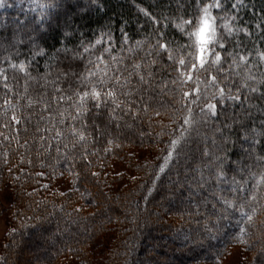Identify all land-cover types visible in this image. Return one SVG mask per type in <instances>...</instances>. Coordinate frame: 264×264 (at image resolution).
Listing matches in <instances>:
<instances>
[{"label": "trees", "instance_id": "1", "mask_svg": "<svg viewBox=\"0 0 264 264\" xmlns=\"http://www.w3.org/2000/svg\"><path fill=\"white\" fill-rule=\"evenodd\" d=\"M95 1L78 14L63 4V17L55 14L62 6L42 15L37 9L46 0L0 4V192L11 188L15 196L9 209L0 203V215L10 212L12 219L0 264H223L234 249L242 264H264V184L256 187L264 175V136L246 157L241 145H251L231 123L239 114L247 129L264 130V0H221L222 9L212 10L224 17L217 20L218 34L237 61L222 55L220 66L230 75L220 86L248 84L257 91L242 88L244 103H218L216 119L201 124L155 180L183 105L196 113L191 100L203 102L204 90H214L211 76L223 81L216 65L193 71L183 83L174 70L179 58L187 63L191 43L176 24L195 22L211 0ZM158 39L170 45L167 53ZM94 87L102 97L111 89L116 103L109 98L96 108L90 97L82 103L80 96ZM225 123L232 132H225L224 170L246 182L248 191L239 196L251 222L219 199L237 198L230 185L197 179V169L207 176L204 165L215 164L203 155L205 145L218 152L206 138L220 142L215 128ZM140 152L147 159L140 161ZM239 158L255 176L235 171L231 162ZM115 164L128 174H115Z\"/></svg>", "mask_w": 264, "mask_h": 264}, {"label": "snow or ice", "instance_id": "2", "mask_svg": "<svg viewBox=\"0 0 264 264\" xmlns=\"http://www.w3.org/2000/svg\"><path fill=\"white\" fill-rule=\"evenodd\" d=\"M3 3V0H0V4ZM63 5V0H46L43 4V8H56ZM212 9H222L221 0H211L210 3H205L203 7L200 9V14L196 18L195 22L193 20H182L181 23L176 24V28L180 29V31L191 41L189 45L185 47V53L188 57V61L181 57L178 60V67L174 70L178 73V78L181 79L183 83V78L186 77L187 80H192V72L197 70H206V65L211 67L212 65H216L217 72L224 73L223 81H218L216 75L211 76V81L213 82V89L209 90L205 89L204 94H201V89L197 86L194 91L197 94H201L203 97V102L200 99H192L191 104L196 105L198 111L196 113L193 112L192 107H185V113L181 117V121L179 124V131L178 134L174 133V138L169 141L168 147L166 149V154L161 157L162 163L158 165V170L154 174V180L159 178V174L165 173L166 168H168L174 159H178L181 151L182 146L186 145L188 141L191 139L193 133L199 134V128L201 124L207 123L210 119H216L217 107L218 103L223 104L227 101H234L244 103L248 100L246 96L244 101L241 99V89L246 88L250 92H256V88H252L248 84L243 85H233L232 87H228L226 91L227 85L220 86L221 83L224 81L229 80L230 72L226 71L223 67L220 66L222 61V55L226 54L229 57H232L231 64L235 65L237 63L235 56L232 52H226L225 44H224V36L223 34H218V25L217 20H223L224 17H217L213 15ZM44 15V13H42ZM227 27V25H225ZM35 31V29H33ZM229 33H231V27L228 28ZM157 36H162V33H157ZM31 39V37H29ZM157 47L158 49H162L165 53H167L170 45L168 43H161L160 40H157ZM190 49V51H188ZM219 49V50H218ZM87 51V49H85ZM159 54V53H158ZM264 56V53H261ZM168 60H173L172 55L167 56ZM240 61H246V56H239ZM227 62V61H225ZM155 63V61H152ZM23 67V64L20 65ZM138 67V66H137ZM255 79V77H251ZM143 79V77H140ZM172 83H176L175 80ZM4 87L7 88L8 84H4ZM192 95L191 92H183L182 97H190ZM264 95V94H262ZM85 97H90L96 108H99L101 104H107L109 102V98H112L111 102L116 103L115 97L116 93L113 92L111 89L107 90L102 97L101 91L96 90L94 87L91 93L85 91L82 96H80V101L83 103ZM7 103V101H5ZM119 105H117L118 107ZM77 112H81V108L78 107ZM83 111L86 113L87 108L85 107ZM159 113H157L158 115ZM249 113L246 111L244 116H248ZM12 119H16L15 116ZM62 122V121H61ZM231 123L236 124L239 128V139L247 141L250 143L251 147L249 149H244L243 144L241 145L242 150L245 153L246 157H252L254 149L256 147V137L257 136H264V130L260 133H256L255 129H247L243 122L239 118V114H237L236 118H234ZM264 129V126H262ZM231 133L232 128L229 126L228 123H225L223 127H216L215 132L219 134L220 142H217L215 138H206L211 141L214 149L217 151H213L209 153L207 145L203 149V155L209 156L214 162L213 164H206L204 168H206L210 175H204V169H197L200 172V175L197 177L198 181L203 184L210 180L215 179L217 181V187L220 186L221 183H225L230 185V191L233 194L237 195L236 199H229L224 196H220L219 199L223 201L225 205L231 206L233 208L238 207L239 211L241 212L242 216H246L247 220L251 222L252 216L247 215L245 212V202L239 196V193L243 191H248L247 184L243 179L237 180L235 176L229 177L227 172L224 170V161L227 159L226 155V146L230 141V135H225V132ZM252 133V141H249V133ZM59 134V133H58ZM79 138L83 140L84 132H79ZM219 153H224V155H220ZM264 161V158H260ZM244 158H239L235 161H232V165L234 166L235 171L238 174L247 173L250 176H255L256 173L250 172L247 166L244 165ZM42 175V173H41ZM264 184V175H260L259 183L257 184V188ZM235 185V187H231ZM154 189L149 187L147 192H152ZM254 201L256 199L255 195L251 197ZM239 201V202H238ZM245 233L244 228H240V234L243 236ZM246 242V241H242Z\"/></svg>", "mask_w": 264, "mask_h": 264}, {"label": "rangeland", "instance_id": "3", "mask_svg": "<svg viewBox=\"0 0 264 264\" xmlns=\"http://www.w3.org/2000/svg\"><path fill=\"white\" fill-rule=\"evenodd\" d=\"M77 2H78L77 0H63L64 5H71V7H73V11L75 12V14L90 11L97 4L95 0H92L91 2L84 3V4H79ZM63 8L64 7L62 6V7H60V9H58L55 12V14L58 15V17L65 16V14H64L65 9H63ZM37 10H39L43 13L45 11V8H43V6H40V4H39ZM73 17H75L74 14H73ZM54 28H55V26L52 24L50 26L49 30H53ZM17 33H15V35H17ZM3 38L5 39V36ZM244 149H245V147H244ZM139 154H140L139 155L140 161L143 159H147L146 153L140 152ZM114 172H115V174H118V175L122 174V173H127L124 165H122V164H115ZM61 184H62V182L56 183L55 187L58 188L61 186ZM14 197L15 196H14L12 189L11 188H5L4 190H2L0 192V203L3 205V207L9 209L14 202ZM11 224H12V219H11L10 212H6L3 215H0V254L3 250V245L7 239V234L9 232V228H10ZM162 244L163 243H159L158 245H156V247L162 246ZM27 253L31 254V250H29L28 248H27ZM243 259L244 258H243L241 251L239 249H234L231 253V256L223 264H242ZM22 264H27V261L23 260ZM94 264H103V263L98 262V263H94Z\"/></svg>", "mask_w": 264, "mask_h": 264}]
</instances>
